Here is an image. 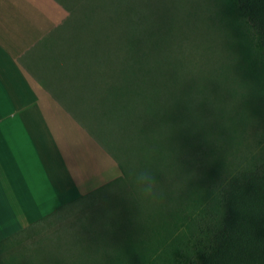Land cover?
<instances>
[{"label": "trees", "instance_id": "trees-1", "mask_svg": "<svg viewBox=\"0 0 264 264\" xmlns=\"http://www.w3.org/2000/svg\"><path fill=\"white\" fill-rule=\"evenodd\" d=\"M109 1L113 10L108 16L111 23L118 21L124 9L127 14L135 15L137 22L153 26L156 23L159 28L162 21L169 17L167 35L171 38L168 52L172 68L167 71L172 80L186 81L192 75H198L196 79L206 84L211 77H230L231 74L224 68L225 64L220 58L223 46L215 41L210 42L214 28L208 17L212 13L207 7L204 9L201 2L197 1L196 7L191 6L190 11L181 16L175 4L166 2L165 10L168 12L165 15L162 13L161 19L154 22L151 6L143 3V0ZM235 1L252 46L257 51L256 64L260 67L264 87V0ZM98 9L99 13L106 10L104 6L100 8L99 4ZM193 13H201L205 19L196 20ZM200 36L202 42L199 44ZM103 44L115 58L110 66L114 70L117 55L111 47ZM210 55L213 56L212 60H209ZM214 57H217V64H213ZM204 65H208V69L203 70ZM148 75L152 77V70L151 74L148 70ZM195 84L197 87L193 84L187 96L182 86L177 88L172 103L180 109L173 117L170 115V120L160 122L161 126L168 125V121L171 125L180 123L184 113L197 115L202 85ZM231 89L234 91V86ZM230 102L224 117L219 119V116H215L204 126L207 131L204 134L216 137L210 144H204L202 131H199L201 129L189 131L190 144L185 150L183 147L180 153L183 174L171 186L170 199H162L156 209L146 206L134 186L148 179L152 164L149 163L150 155L154 153L155 147V139L154 145L151 142L154 134L152 126L156 123L155 114L152 116L145 109L147 114L141 120L133 114V124L129 130V126L125 128L123 113L117 114L114 111L117 129H114L115 134L109 143L119 146L118 139L127 134L132 138L137 136L139 140L141 135H145L147 144L141 147L136 156L129 155V152L120 154L119 149L108 151L119 164L123 177L95 190L68 210L65 209L71 215L82 213L53 234L60 254L65 258L58 260V263L164 264L162 256L170 251L167 264H264V129L257 142H253L246 152L223 164L228 147L225 137L230 127H237L241 121V104L235 106L233 100ZM261 104L264 106V102ZM223 122L228 132H219L220 127L224 126ZM236 131L233 135L237 134ZM222 165H225L224 173L208 184L211 168L215 170ZM127 186L132 188L129 193L131 206L128 207L122 204L119 193ZM200 186L203 188L202 197L191 196V190ZM142 205L146 207L142 208ZM36 230L27 237L36 236L39 232ZM81 250L98 256L81 258L78 256Z\"/></svg>", "mask_w": 264, "mask_h": 264}, {"label": "crops", "instance_id": "crops-1", "mask_svg": "<svg viewBox=\"0 0 264 264\" xmlns=\"http://www.w3.org/2000/svg\"><path fill=\"white\" fill-rule=\"evenodd\" d=\"M100 27L92 0H0V245L123 177Z\"/></svg>", "mask_w": 264, "mask_h": 264}, {"label": "rangeland", "instance_id": "rangeland-1", "mask_svg": "<svg viewBox=\"0 0 264 264\" xmlns=\"http://www.w3.org/2000/svg\"><path fill=\"white\" fill-rule=\"evenodd\" d=\"M92 1L93 4H99L100 8L104 6L105 11H107L101 10L99 13L101 25L105 26V29L100 27L101 29H97L96 33L99 39L111 47L117 55V65L111 71V78L105 88V100L103 103L101 102V110L104 109V113L110 115L111 118L114 117V111L117 114L122 112L125 118L123 119L125 128L129 126V130L133 124V114L138 116V120H141L148 110L152 116L155 114L156 117V123L152 126L154 134L151 136L152 145H154L155 139V147L154 153L150 155L149 163L152 164L148 179L134 185L139 192L137 195L140 194L138 196L142 197L146 206L156 209L162 199H170L171 186L175 179L183 174L180 153L183 151V147L185 150L190 144L189 131L201 129L199 131H202L204 144H210L212 139L214 140L216 137L204 134V131L207 132L204 126L208 125L213 120L212 118L215 119V116H219V119L224 117L225 110L228 109L231 100L235 102V106L241 104L239 115L241 121L237 127L231 126L228 132V127L224 124L227 120L225 117L224 126L218 128L219 132H228L225 137L228 147L223 164L236 156H241L253 142H257L259 134L264 129V106L261 104L264 102V87L261 83L260 67L256 64L257 51L252 46L244 19L237 10L235 0H143V3L150 4L151 18L154 22L161 19L162 13L165 15L168 12L165 10L166 2L175 4L180 16L190 11L191 6L196 7L197 1L202 3L204 9L207 7L206 9L212 13L208 17L211 18L210 23L213 24L214 28L210 42L215 41L223 46L224 49L220 50V58L225 64L224 68L231 74L230 77H211L207 82L208 84L204 83L205 85L203 80L201 82L196 79L198 75H192L190 80H178L176 82L170 78L167 71L170 70V67L172 68L171 57H169L168 52L171 42V38L167 35V25L169 24L167 19L169 17L166 16L167 19L161 20L163 24L159 28L156 23L153 26L143 25L140 21L137 22L135 15L127 14L124 9L114 24L110 20L108 21V16L112 14L110 1ZM193 15L196 20L204 16L201 13H193ZM199 38H201L200 44L202 37ZM212 57L210 55L209 60H212ZM216 59L217 57L213 58V64H217ZM207 67L208 65H204L203 70L208 69ZM149 69L150 74L151 70L153 72L152 77L148 75ZM195 83L202 85L199 90L200 103L196 112L197 115L184 113L180 123H176V125L172 123L171 125L168 121V125L161 126L160 122L170 120V115L173 117L180 109L172 103L177 88L182 86L185 96H187L194 85L197 87ZM231 86H234V91ZM235 129L237 134L233 135ZM118 136L121 135L118 134ZM121 137L118 139L119 146H114L112 142V144H106L108 151L119 149L120 154L129 152V155L134 154L136 156L141 147H145L147 144L145 135H141L140 140L137 136L132 138L127 134ZM219 137L221 136L219 135ZM224 171L225 165L215 170L211 168V175L207 183L211 184L210 180H217ZM202 186L191 190V196L195 195V197L201 198L203 195ZM149 187L151 194L145 191ZM131 191L132 188L127 186L119 192L121 194L120 200L126 207L131 206L132 199L129 196ZM145 207L142 205V208ZM67 210L61 211L54 219L37 227L39 230L35 228L34 230L39 231L36 236L27 237L28 233L17 244L0 245V264H59L58 260L65 258L61 256L53 234L82 213L81 211L71 215ZM169 253L170 251H166L162 256L164 264L170 260ZM78 256L87 259V257L92 258L98 255L88 254V252L85 253L81 250Z\"/></svg>", "mask_w": 264, "mask_h": 264}, {"label": "clouds", "instance_id": "clouds-1", "mask_svg": "<svg viewBox=\"0 0 264 264\" xmlns=\"http://www.w3.org/2000/svg\"><path fill=\"white\" fill-rule=\"evenodd\" d=\"M145 191L148 193V194H151V188H146Z\"/></svg>", "mask_w": 264, "mask_h": 264}]
</instances>
